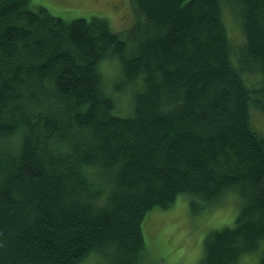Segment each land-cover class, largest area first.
Here are the masks:
<instances>
[{
	"label": "trees",
	"instance_id": "trees-1",
	"mask_svg": "<svg viewBox=\"0 0 264 264\" xmlns=\"http://www.w3.org/2000/svg\"><path fill=\"white\" fill-rule=\"evenodd\" d=\"M34 1L0 0V264H145L180 195L238 205L199 264H264V0H129L123 32Z\"/></svg>",
	"mask_w": 264,
	"mask_h": 264
},
{
	"label": "rangeland",
	"instance_id": "rangeland-1",
	"mask_svg": "<svg viewBox=\"0 0 264 264\" xmlns=\"http://www.w3.org/2000/svg\"><path fill=\"white\" fill-rule=\"evenodd\" d=\"M34 5L45 7L52 15L63 19L86 18L93 16L105 18L112 29L123 32L133 20L129 0H35ZM230 23V35L234 41L241 40V34ZM114 66L104 71L107 82H111ZM120 97V96H119ZM120 107L124 112L121 95ZM129 105V104H128ZM255 127L264 133V115H253ZM230 198V199H229ZM233 197L206 210H193L187 196L180 195L167 209L151 210L142 223L145 240V264H199L202 259L203 241L212 231L231 226L237 214L238 205ZM239 202V198H235ZM238 264H258V259L247 256Z\"/></svg>",
	"mask_w": 264,
	"mask_h": 264
},
{
	"label": "bare ground",
	"instance_id": "bare-ground-1",
	"mask_svg": "<svg viewBox=\"0 0 264 264\" xmlns=\"http://www.w3.org/2000/svg\"><path fill=\"white\" fill-rule=\"evenodd\" d=\"M106 20V19H105ZM108 23V22H107ZM234 40H236L235 38H234ZM109 68H110V66H109ZM258 92V91H257ZM119 93V92H118ZM117 108H119V107H117ZM118 110V112H119V109H117ZM93 169V168H92ZM107 195V194H106ZM103 197V196H102ZM104 198V197H103ZM105 199V198H104ZM100 200H101V198H100ZM158 207V206H157ZM160 207V206H159ZM165 208V207H164ZM194 210V209H193ZM106 263V262H105Z\"/></svg>",
	"mask_w": 264,
	"mask_h": 264
}]
</instances>
